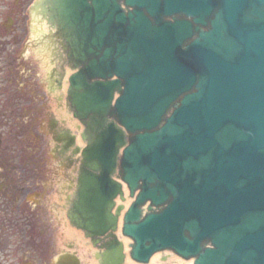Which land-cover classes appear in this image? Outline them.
<instances>
[{"label":"water","instance_id":"water-1","mask_svg":"<svg viewBox=\"0 0 264 264\" xmlns=\"http://www.w3.org/2000/svg\"><path fill=\"white\" fill-rule=\"evenodd\" d=\"M54 10L87 52L70 78L86 147L59 141L81 156L70 220L106 250L103 264L126 262L121 176L132 197L143 183L124 218L135 261L169 249L196 264H264V0H59ZM148 202L169 206L142 219Z\"/></svg>","mask_w":264,"mask_h":264},{"label":"flooded vegetation","instance_id":"flooded-vegetation-1","mask_svg":"<svg viewBox=\"0 0 264 264\" xmlns=\"http://www.w3.org/2000/svg\"><path fill=\"white\" fill-rule=\"evenodd\" d=\"M35 2L0 0V32L5 34L4 28L7 29L6 32L18 30L23 21L25 4L30 5L31 11ZM10 42L17 44V47L19 39H11ZM0 43L1 52L4 50V43L2 40ZM22 69H25L24 66L18 65L17 62H4V59L0 58V98L4 99L0 102V264H42L45 258L47 261L43 264H53L52 255L45 251L49 248L41 249L37 237H31L29 242L27 237L22 236L23 233L15 222L26 218L29 221L30 205L34 211H39L41 208L46 210L50 204L49 198L53 195V189L45 188L48 197L41 203L40 197L30 199L34 194V189L30 185L33 180L36 181L35 173L39 175V163L36 162L40 155L39 138L56 139L49 134L53 127V123H49L48 119L49 109H45L40 115L39 109L33 104L24 107L21 102L15 101L23 97L24 87L21 86L22 83L18 86ZM6 70L15 77V82L10 84L11 87L4 86L3 77ZM25 160L29 163L24 162ZM49 169L52 176H55L52 168ZM6 170L21 176L8 177L9 171ZM25 170L31 171V174H27L28 178L24 174ZM31 217L35 218L33 215Z\"/></svg>","mask_w":264,"mask_h":264},{"label":"rangeland","instance_id":"rangeland-1","mask_svg":"<svg viewBox=\"0 0 264 264\" xmlns=\"http://www.w3.org/2000/svg\"><path fill=\"white\" fill-rule=\"evenodd\" d=\"M26 7L27 6L25 5V10H26ZM25 10H24V12H25ZM27 22H28V25H27ZM30 25H31V21L28 20L27 16H25V18L23 19L22 23L20 24L19 29L17 28L18 30L14 29V30H11L10 32H6L7 29L4 28L3 32L7 33L5 35L6 40L9 41L11 39H17V40L20 39L19 42L21 41V44L23 43V45H21V49H22V47L24 49L27 48V42H28L29 36L27 35L26 30H27V28H29ZM31 27H32V25H31ZM15 33L18 34V37L15 36ZM28 33H29V31H28ZM32 35H33V33H32ZM34 35H35V30H34ZM0 36H3L1 32H0ZM12 51H13L12 47L7 48L6 52H8V53H4V54L2 53L3 54V59L4 60L9 59L10 58L9 56H10V54H12L11 53ZM2 54H0V56ZM17 56H19L18 52L15 55V57H13L14 58L13 60H15V58ZM63 57L64 58L62 59V62L59 63V66H62V64L66 60L65 56H63ZM0 58H2V57H0ZM31 69H32V73L30 74V76H31L30 80H28L27 78H26V80L28 81L29 85L33 84L38 89V93H39L38 99H39V101H35L36 102L35 104L38 105V106H41L42 103L45 102V100L49 101L46 104L49 105L50 109H53L52 111H50V114L52 112L53 115H54V112H55V114H56L55 117L57 119L58 118H63L62 115L70 114V112H68L67 114L60 113L58 102H56V104L54 102L56 97H50V99L47 98V93L45 92L46 90L43 89L44 86H45V83H46V81H45L46 80L45 79L46 75L43 73V71H44L43 67H41V66L38 67V66L34 65V66H31ZM56 78H58V74L56 75ZM55 93H56V91H55ZM57 93L62 94V92H60V91L57 92ZM63 96L66 98L65 95H63ZM64 97H62V99H61L62 103H59V104L65 106V104H63V102L65 101ZM54 106L56 107L55 111H54ZM41 139H42L43 143L40 146V151L43 150V147L45 148V151H44V155H42L39 158V162H38V163H40L39 164V168H38L39 175L37 176V174L35 173L34 176L37 177L36 181L33 180L31 182V185H30V187L32 189H34L35 192L37 191V192H40V193L43 191L42 185L44 183H46L47 188L48 187L50 188V187L53 186V185L48 186L49 184H54L55 183L54 187L59 185L57 176H52V173H51V171L49 169V168H52L53 172H55V173L58 171L57 172V175H58L59 169L57 168L58 169L57 170V169H54V168L55 167H59V166H57V164H56V166H54L55 163L53 164V161H52L53 166L51 165V163H50V165H48L47 151L50 149V144H49V142H48V140L46 138H41ZM56 158H55V160H56ZM24 162H26L27 164L29 163L27 160H25ZM4 166L6 167V165H4ZM8 167H9V165H8ZM6 171H9V170H6ZM30 172L31 171H29V170H25L24 174L26 175V178L29 177V175H27V174H29ZM7 174H8V177H11V178L14 177V176L19 178V176H21V175L18 176L17 174H15V172H11L10 173V171ZM68 181H69V183H68L67 191H66L65 198H64V202L65 203H66L67 199H69V200L72 199V195H73V191H74L73 170L65 173V182H68ZM1 182H2V179H1ZM34 184H37V186H35ZM38 185H40V186H38ZM57 192H60V190H57ZM46 197H47V194H46ZM55 197L59 198L60 194L57 193L56 195H54L53 197L50 198V204L47 206L46 210H43L41 208V210H39V211H34L33 207L30 205V212H29L30 214H32L33 216H35L39 220V221H35V223L33 224L34 228H33V231H32L33 232L32 235L34 237H37L38 239L40 238V240H41V237L43 236V238H42V240L40 242V246L44 247L45 249L49 248V250H45V251H47L48 254L50 253V255H52L53 261L57 257V255L60 252H62V250H63L62 248H64L67 245H70L71 243L75 246V248H80V245H79V232L75 231V230H73L71 228H70V230L68 232H66L67 233L66 236L69 237V241H63V231H62L63 227H64V224H63V220H64L63 207L59 208V211H60L59 213L56 211V216L58 217V219L54 218V215H52L53 212L51 210V209H53L51 207V202L53 204ZM48 214H49V216H48ZM41 216H42V218H41ZM23 222H24V220H23ZM65 224H66V221H65ZM27 227H29V226H26V228ZM29 229H30V227H29ZM161 256L162 255H157L156 258L160 260ZM46 261H47V258L44 259L43 263H45ZM53 264H54V262H53Z\"/></svg>","mask_w":264,"mask_h":264},{"label":"trees","instance_id":"trees-1","mask_svg":"<svg viewBox=\"0 0 264 264\" xmlns=\"http://www.w3.org/2000/svg\"><path fill=\"white\" fill-rule=\"evenodd\" d=\"M15 222H17L18 227H19V230H21V232L23 233L22 236L24 238L27 237L29 239V237H30V231L26 228V226H30L29 221L28 220H24V222H23V220H19V221H15Z\"/></svg>","mask_w":264,"mask_h":264},{"label":"crops","instance_id":"crops-1","mask_svg":"<svg viewBox=\"0 0 264 264\" xmlns=\"http://www.w3.org/2000/svg\"><path fill=\"white\" fill-rule=\"evenodd\" d=\"M67 71H70V72H68L69 73V75H71L72 74V70H71V68L69 69H67ZM83 235L81 234V232H79V245H80V247L83 245ZM84 262H85V259H84Z\"/></svg>","mask_w":264,"mask_h":264},{"label":"bare ground","instance_id":"bare-ground-1","mask_svg":"<svg viewBox=\"0 0 264 264\" xmlns=\"http://www.w3.org/2000/svg\"><path fill=\"white\" fill-rule=\"evenodd\" d=\"M121 222H122V220H121Z\"/></svg>","mask_w":264,"mask_h":264}]
</instances>
